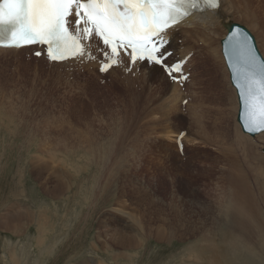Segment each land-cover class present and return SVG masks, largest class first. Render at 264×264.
Here are the masks:
<instances>
[{"label": "rangeland", "instance_id": "374dc122", "mask_svg": "<svg viewBox=\"0 0 264 264\" xmlns=\"http://www.w3.org/2000/svg\"><path fill=\"white\" fill-rule=\"evenodd\" d=\"M232 3L226 5L221 25L213 37L218 57L216 60L210 59L212 55L207 53L205 44V47L201 45L202 39L188 38V42L182 43L183 30L176 31V37L180 40L176 44L177 47L185 46L186 43L194 47L191 54L192 63L183 73L196 79L194 85L191 81L189 86L181 87L183 96L176 103L170 100V85L173 81L159 66L155 72L156 78H152L141 68L101 73L98 70L99 61L88 65L83 60L71 64L69 68H55L47 63L44 54L41 57L34 54L37 49L18 54V57L13 53L0 56V217L12 212L11 210L24 211L20 207L21 210L18 207L12 208L14 203L15 206H41L40 203L44 202L43 204L51 206L47 210L49 212L43 214L46 216L45 223L48 224L46 228L51 233L48 236L51 235L52 239L48 240L49 245L40 249L34 242V238L38 236L36 225L29 226L27 231L18 236L0 228V264H37L39 261L40 264H264V245L261 242L262 238L264 239V141H258L259 137L252 138L255 144L251 145L249 152H246L248 148L238 146L235 141L236 129L239 128L240 132L242 129L235 118L239 111L237 94L231 85L222 54L221 42L228 33L226 24L236 23L246 27L253 35L263 58L264 46L260 31H253L249 27L252 25L250 21L229 11H234ZM195 42L198 44H193ZM172 49L168 48L173 53L170 62H175L179 54H175ZM209 59L212 62L218 61L227 73V78L222 71L216 75L223 90L215 92L213 96L210 89H215L214 79L208 76V73L213 71L214 66ZM220 95L223 96L222 102L215 105V98H220ZM232 97L234 103H229ZM183 99L190 104L194 103L199 111V107H202L201 111L204 113L198 114L199 119L194 116V111L187 110L190 105L182 103ZM234 104L237 111L233 112L231 107ZM220 108L225 115L223 119L217 116ZM234 113H237V116ZM9 115L14 116L16 124L27 123L32 130L39 129L42 136L49 132H57L58 135L60 132H66L70 133L68 136H76L80 140V136L86 137L89 134V137L91 132L95 138H107V146L117 151L120 148L119 159L122 157L120 160L124 162L125 157V164L119 171L116 166L114 172H117L111 181L114 190H119V198L104 208L102 214L92 218L93 226L90 229L85 228V224L83 228L78 226L77 229L75 222H82L77 219L78 208L68 205L64 200L59 199L58 203L46 196L39 187L40 183L33 178L28 179L27 184L29 198L17 192L19 189L16 183L14 185L16 173L19 168H23L28 154L20 152V147H17L10 135L7 118H3ZM172 131L175 136L180 132L185 134L186 143H181L182 135L177 142L175 137L171 138L174 136ZM260 135L264 137V134ZM118 142L120 144L116 147ZM59 144L62 145L61 142ZM120 145L125 146L122 149ZM52 147H47L45 159L57 161L56 167H59L56 170L60 171L62 178L69 176L68 173L71 172V175L75 174L77 166L81 176L92 173L86 158L81 157L84 153L70 161L66 160V155L58 152L60 149ZM84 147L88 149L86 145ZM52 151L55 152L56 159ZM60 154L62 155L59 156ZM61 166H64V169ZM28 177L32 176L28 174ZM237 180L244 186L236 189L233 182ZM87 187L89 186L86 185ZM242 188L245 189V192H241L246 194H243L245 199L242 198L243 195H240V199L237 197L239 189ZM251 196L254 197L253 202L249 201ZM241 199L242 203L239 204L246 207L242 208L247 211V215L244 213L246 216L234 211ZM256 202L259 204H255ZM53 206L60 208L55 209ZM258 207L262 209L261 215L260 210L257 211ZM114 208L123 209L128 215H120L114 221ZM231 211L236 214L230 213ZM105 219H108L106 227L100 228L99 222ZM232 221L235 224L230 226ZM226 225L229 228L233 226L232 229L228 228L229 231H233L240 239L233 236L232 232H229V238L223 239ZM113 227L121 228L123 233H126L123 237L124 247L119 246L120 250H117L125 252L128 256L126 258L114 259L106 252H100L98 244L93 241L97 234L111 231ZM137 227L140 228L139 231ZM84 228L87 229L86 233L82 230ZM159 230H164L162 233L166 235L162 240L156 237ZM141 233L144 235L143 239L139 237ZM234 239L239 240L241 244L234 247V242H231ZM243 239L251 243L254 249L243 243ZM132 241L135 244L130 246ZM63 244L66 245L65 248L68 245L70 255L64 253L60 256ZM248 249L254 254L260 251L262 253L259 256L249 255L246 252ZM193 253H196L197 257ZM14 258L19 259L18 263Z\"/></svg>", "mask_w": 264, "mask_h": 264}, {"label": "bare ground", "instance_id": "6f19581e", "mask_svg": "<svg viewBox=\"0 0 264 264\" xmlns=\"http://www.w3.org/2000/svg\"><path fill=\"white\" fill-rule=\"evenodd\" d=\"M243 2L247 1L251 4L250 5H245L244 3H239V0H221V7H219V9H217L215 11V13H213L212 11L204 13V14H199V15H194L191 18L175 25L174 27L170 28L167 30V36L166 39L168 40V48H173L172 50L175 52V54H179L178 55V60L176 61H185V66L183 71L185 72V69H187L190 64L192 63V53H193V46H188V44L186 43L185 46H176L177 43H179V39L176 37V31L178 30H183V36L184 39H182V43L183 42H188L186 41V39L191 38L195 39V40H199L202 39L201 41V45L205 44L207 46V53H211L212 58L210 59H214L216 60L217 57V50H216V45H215V40H214V36L217 34L216 30L218 29V27L221 25V17L224 15L225 10H226V5L228 3H232V7L234 11L229 10L230 12L236 13L237 16L242 17L245 20H248L252 23V25H249V27L254 31V30H259L260 31V37L262 39L263 42V46H264V9H263V4H264V0H242ZM231 7V6H230ZM227 13V12H226ZM228 16V15H227ZM230 17V16H229ZM263 23H262V22ZM232 22V21H231ZM228 24V23H227ZM226 30V29H225ZM218 31V30H217ZM227 36V35H226ZM225 39V38H224ZM223 39V40H224ZM193 40V41H195ZM222 40V41H223ZM192 41V42H193ZM197 42V41H196ZM193 43V44H198V43ZM256 42V41H255ZM190 44V43H189ZM222 44V42H221ZM200 45V46H201ZM204 46V45H203ZM193 47V48H192ZM205 47V46H204ZM96 45H93V50L95 51ZM31 49H37L35 51H42L43 49L39 46L37 47H30V48H22V49H3L0 48V56L5 55V54H10L13 55L15 54L17 57L19 56L18 54H21L23 52H27ZM180 50V52H179ZM169 51V50H168ZM199 51V50H198ZM195 52V51H194ZM197 53V52H196ZM5 56H3L4 58ZM209 59V60H210ZM0 60H2L0 58ZM86 62V64L91 65V63L97 62L99 60H88L85 59L84 60ZM130 58L129 57H125L123 59V63L120 64L119 66H115L113 67L111 70H109L110 73H114L116 71H124L126 69H138L141 68L145 73L150 74V76L152 78H156L155 72H157L158 70V65L156 64H152V63H146L144 61H137L136 63H134L132 65V63L129 62ZM77 61L75 60H68L66 62H62V63H50L47 60V63L54 66L55 68L57 67H66L68 66V68L71 66V64L76 63ZM195 62V61H194ZM212 65L214 66L213 71H210L208 73V76H210L211 78L214 79V88L215 89H210L212 91V96L213 94H215V92H221L223 89L221 87V84L219 82V79L216 78V75H218L219 71H222L223 75L225 76V78H227V73L226 70L224 68V66L222 67L221 64L218 61H211ZM100 64V62H99ZM196 65V64H195ZM23 68V67H22ZM208 72V71H207ZM20 73V72H19ZM195 73V72H194ZM1 74V73H0ZM92 74V73H91ZM23 76V75H22ZM183 76H186V81L184 83H179L176 84L174 82L171 83V94H170V100L171 102H179V100H181V97L183 96L182 94V90L181 87H185V86H189L190 82L192 81V84L194 85V83L196 82V79H192L191 76L187 77V75L184 73ZM191 77V79H190ZM7 80V79H6ZM199 81V79H198ZM91 82V81H90ZM46 83V82H45ZM2 85V84H1ZM37 86V85H36ZM3 87V86H2ZM45 88V87H44ZM3 90V88H2ZM5 90V89H4ZM3 90V91H4ZM216 90V91H215ZM220 90V91H219ZM1 91V92H3ZM153 91V90H152ZM5 92V91H4ZM224 92V91H223ZM12 93V92H11ZM7 94V93H6ZM5 96V95H4ZM147 96V95H146ZM153 96V95H152ZM195 96V94H194ZM155 97V96H154ZM197 97V96H196ZM222 95H220V98H215V105H219L222 102ZM2 99V98H1ZM211 99V98H209ZM156 100V97H155ZM186 99L182 100V103H185ZM233 97L231 100H229V103H234L233 101ZM166 101V100H165ZM2 102V101H1ZM155 102V101H154ZM161 102V101H160ZM159 102V103H160ZM164 103V102H163ZM174 103V104H175ZM161 104V103H160ZM166 104V103H165ZM186 104H189L190 106L187 108V110L190 111H194V113H196L194 116L196 117V119H199V115L198 114H203L204 111L202 112V107L200 108V111L195 107L194 103H189V101H187ZM200 105V104H199ZM160 107V106H159ZM162 107V106H161ZM167 108V107H166ZM232 108V111H237V106L236 104H234ZM7 109V108H6ZM11 109V108H9ZM161 109V108H160ZM165 109V108H164ZM13 110V109H12ZM6 111V110H5ZM14 111V110H13ZM19 111V110H18ZM162 111V110H161ZM239 112V111H238ZM17 113V112H16ZM232 113V112H231ZM20 114V113H19ZM22 114V113H21ZM235 114V113H234ZM18 115V114H17ZM217 116L220 119H223L225 117L224 113L222 112V109L220 108L217 111ZM235 116H237V113L235 114ZM19 117V116H18ZM3 118H7L8 121V125H9V130H10V135L13 138L14 142H16L17 147H20V152H25L28 154V157L26 158V161H24L23 164V168H19L17 173H16V177L15 178V182L14 185L16 183L17 187H18V193L22 194L21 196H23V194L26 195V198H29L27 196V184H28V179L33 178V180H35L37 183H40L39 187L41 188L42 192L52 198L53 200H64L63 202H68V205H73L76 206L78 209L76 211H78V218L79 220H81L82 222L76 223L75 222V227H77V229L82 226L81 228H83V225L85 224L87 229H90L93 226V217L98 215V214H102V211L104 208L109 207L110 205L113 204V202H115L116 200H118V194H119V190L116 189L114 190V185L111 183L112 181V177L114 176V174L121 170L122 167H124L123 165L125 164V157L123 158L124 162H121L120 159H122V157H120L119 159V149L118 151L115 150L113 147L107 146V142L106 139L103 140L102 137H93L92 135H94V133L90 132V136L89 137H83L80 136V140H78L79 137L76 138V136H68L70 133H64V132H60V134L58 135L57 132H49L48 134H44V136L41 135V131L39 129H34L32 130L30 125L27 123H21V124H16V119H14L13 115H9V116H5ZM2 118V119H3ZM237 118V117H235ZM20 119V118H19ZM195 120V119H194ZM2 122V121H1ZM224 122V121H223ZM238 122V121H237ZM50 123V122H49ZM54 123V122H53ZM116 123V122H115ZM124 123V122H123ZM47 124V123H46ZM58 124V123H57ZM56 124V125H57ZM60 124V123H59ZM58 124V125H59ZM53 125V126H56ZM127 125V123H126ZM50 126V124H49ZM60 126V125H59ZM58 126V127H59ZM62 126V125H61ZM60 126V127H61ZM64 126V125H63ZM3 127V126H2ZM7 127V126H5ZM40 127V126H39ZM48 127V126H47ZM117 127V126H116ZM127 127V126H126ZM30 128V130H29ZM54 128V127H53ZM118 128V127H117ZM42 129V128H41ZM51 129V128H50ZM239 129V128H238ZM238 129H236L235 131V141L236 143L239 145H242L246 148H248V150L246 152H249L251 150V145L255 144L252 138H257L259 137L257 140L261 141L263 139L264 141V137L261 135H257L255 137H252L250 135H246L243 133V131H239ZM29 130V131H28ZM46 130V128H45ZM3 131V130H2ZM6 131V130H5ZM28 131V134L26 133ZM118 131V130H117ZM44 132V131H43ZM48 132V131H47ZM167 131H165L166 133ZM176 132V131H175ZM80 133V132H79ZM126 133V132H125ZM72 134V133H71ZM170 134V132L168 133ZM172 134L174 135L173 131ZM222 134V133H221ZM166 135V134H165ZM182 135L181 138V143L184 144V142L186 143V138L187 136L185 134H183L182 132L178 133L176 136H171V138L175 137V141L177 142V139L179 140V137ZM229 135V134H228ZM263 135V134H262ZM78 136V135H77ZM103 136V135H102ZM261 136V137H260ZM104 137V136H103ZM60 138V139H59ZM118 138V137H117ZM121 138V137H120ZM124 138V137H123ZM167 138V135H166ZM101 139L103 140L102 142H99V140L101 141ZM169 139V138H167ZM11 140V139H10ZM109 140V139H108ZM115 140V139H114ZM120 140V139H119ZM117 140V141H119ZM126 140V139H124ZM110 141V140H109ZM121 141V140H120ZM171 141V140H169ZM63 142L65 145H63L64 147H62L61 144L59 143ZM115 142V141H114ZM113 142V144H114ZM123 142V141H122ZM110 143V142H109ZM124 143V142H123ZM7 144V143H6ZM11 144V143H10ZM112 144V145H113ZM120 144L119 142L117 143L116 147H118ZM197 144V143H196ZM236 144V145H237ZM84 145L87 146V150L85 149ZM111 145V146H112ZM57 147L56 150H58L59 153H63L64 155H66V157L68 159L66 160H70L72 161L73 159L79 158L81 153H84L83 155H81V157H85L86 160L88 161V165L93 169H91L92 173H90L88 176H81L80 174V170L79 167H76V173L72 174L68 173L69 176L67 177H61L58 170H56L58 167H56L57 161L56 160H51L50 161H46V155L45 152L47 149V147ZM121 148L123 149V147L125 145H120ZM241 146V147H242ZM255 146V145H254ZM72 149V151H69V149ZM235 148V147H232ZM53 149V147H52ZM117 149V148H116ZM241 149V148H239ZM244 149V148H243ZM55 150V152H57ZM245 151V150H244ZM49 152V151H48ZM53 152V151H52ZM51 152V154H52ZM55 152H53V156L55 155ZM125 152V151H124ZM48 154V153H47ZM50 154H48L49 156ZM62 154H60L59 156H61ZM22 156V155H21ZM52 156V155H50ZM58 156V154H57ZM20 157V156H19ZM18 157V159H19ZM25 157V156H24ZM53 158V157H52ZM55 158V156H54ZM53 158V159H54ZM56 159V158H55ZM120 160V161H119ZM21 161V159H20ZM79 161V160H76ZM61 162V160H60ZM65 163V162H64ZM68 163V162H67ZM79 163V162H78ZM62 165V164H60ZM64 165V164H63ZM68 165V164H67ZM73 165V164H72ZM76 165V163H75ZM117 166V171L114 172V170L116 169ZM62 168L64 166H61ZM60 167V168H61ZM69 168H71L70 166H68ZM65 167V168H68ZM82 167V166H81ZM138 167V166H137ZM74 168V167H73ZM84 168V167H83ZM89 168V167H88ZM234 168V167H233ZM64 169V168H63ZM72 169V168H71ZM15 170V169H14ZM60 170V169H59ZM75 170V169H74ZM86 170V169H84ZM95 170V171H94ZM66 171V170H64ZM68 171V170H67ZM87 171V170H86ZM231 171V170H230ZM229 171V172H230ZM237 171V170H236ZM79 172V173H78ZM87 173V172H86ZM28 174H30L32 177H28ZM62 174V173H61ZM65 174V172H64ZM63 174V175H64ZM67 174V175H68ZM230 174V173H229ZM260 177H261V173H259ZM232 175V174H231ZM234 175V174H233ZM237 175V174H236ZM106 176V178H105ZM118 176V175H117ZM228 176V175H227ZM232 177V176H231ZM239 177V176H238ZM245 177V176H244ZM246 178V177H245ZM262 178V177H261ZM14 179V178H13ZM12 179V181H13ZM227 179V177H226ZM225 180V179H223ZM9 181V179H8ZM34 181V182H35ZM226 181V180H225ZM228 181V180H227ZM35 182V183H36ZM235 184V188L237 189V187L241 186L243 187L244 184L241 185V182L239 184V181H234L233 182ZM246 183V181H245ZM233 184V185H234ZM264 184V183H263ZM86 185H88L89 187L86 188ZM224 187V186H223ZM228 187V186H227ZM239 187V188H241ZM231 188V187H230ZM232 189V188H231ZM230 189V190H231ZM245 189H247L245 187ZM242 188L239 189L238 191V198L240 199V195L244 194V190ZM187 190V189H186ZM222 190V189H221ZM235 190V189H234ZM223 191V190H222ZM243 192V194H241V192ZM15 192V191H14ZM147 192V191H146ZM232 193L235 191H231ZM237 192V190H236ZM148 193V192H147ZM255 193V192H254ZM262 193V191H261ZM42 194V193H41ZM229 194V193H228ZM249 194V192H248ZM247 194V195H248ZM264 194V193H262ZM123 195V194H122ZM149 195V193H148ZM146 195V196H148ZM246 195V194H244ZM243 195V199H245V196ZM120 196V195H119ZM250 196V195H248ZM264 196V195H262ZM180 197V196H177ZM176 197V198H177ZM232 197V196H231ZM260 197V196H258ZM45 198V197H44ZM63 198V199H62ZM175 198V197H174ZM234 198V195L233 197ZM230 198V199H232ZM247 198V197H246ZM254 198V197H253ZM253 198L251 196V199H249V201L253 202ZM256 198V196H255ZM48 199V198H47ZM136 199V198H135ZM147 199V197H146ZM181 199V197H180ZM239 199H237V201H239ZM257 199V198H256ZM182 200V199H181ZM247 200V199H246ZM9 201V199H8ZM28 202H30V199L27 200ZM55 201V202H56ZM235 201V199H234ZM248 201V200H247ZM255 201V200H254ZM257 201V200H256ZM42 202V201H41ZM58 202V201H57ZM218 202V201H217ZM232 202V200H231ZM230 202V203H231ZM250 202H247L248 204H250ZM44 202L40 203L41 206H34L33 204H29L27 205H23V204H16L14 203V207L12 206V208H22L24 211H17V209H15L14 211L11 210L12 212H7L3 217H0V228L3 229L6 232L12 233L13 235L18 236L19 234L21 235L23 232L27 231V229H29V226H33L36 225L38 228V236L36 238H34V242L35 245H37V247H39L40 249L46 247L47 245H49V241L51 240V235L48 236L49 234H51L50 232H48L49 229L46 228V226L48 225L46 222V216L43 214V212L46 214V212L48 213L49 211V206L48 204H43ZM51 203V202H50ZM59 203V202H58ZM62 203V202H60ZM139 203V202H138ZM191 203V202H190ZM234 203V202H233ZM232 203V204H233ZM239 203H242V199L240 200ZM55 204V203H54ZM186 204V203H185ZM235 204V203H234ZM237 204V202H236ZM246 204V201L245 203ZM255 204H259L258 202H256ZM254 204V205H255ZM52 205V204H51ZM171 206V203L169 204ZM190 205V204H189ZM209 205V204H208ZM240 205V204H239ZM239 205H236L235 208V212L236 213H241L244 215V213L247 215V211L245 209H242L243 204H241L239 207ZM187 206V205H186ZM202 206V205H201ZM238 206V207H237ZM251 206V205H250ZM259 206V205H256ZM55 207V209H59L60 207L58 206H53ZM52 207V208H53ZM182 207V206H181ZM205 207V206H204ZM232 207V206H231ZM249 207V206H248ZM19 208V209H20ZM70 208V206H69ZM239 208V209H238ZM246 208V207H245ZM257 208V207H256ZM137 209V208H136ZM202 209V208H201ZM254 209V208H253ZM21 210V209H20ZM183 210V209H182ZM230 210V209H229ZM252 210V209H251ZM255 210V209H254ZM259 207L257 209V211H259ZM262 210V209H261ZM261 210H260V214L261 215ZM9 211V210H7ZM52 211V210H51ZM231 211L230 213L234 212ZM113 212L115 216V220L118 219V216L120 215H128V213L124 212L123 209H117L114 208ZM234 212V213H235ZM253 212V211H252ZM41 213V214H40ZM51 213V212H50ZM235 213V214H236ZM254 213V212H253ZM263 213V212H262ZM43 214V215H42ZM38 215V217H37ZM41 215V216H39ZM52 215V213H51ZM244 215V216H246ZM252 215V214H251ZM256 215V213H255ZM67 216V215H66ZM77 216V214H76ZM75 216V217H76ZM233 216V214H232ZM231 216V218H232ZM49 217V216H48ZM164 217V216H163ZM235 217V216H234ZM257 217V216H256ZM261 216H259L258 218H260ZM132 218V217H131ZM214 218V217H213ZM76 219V220H77ZM134 219V218H132ZM246 219H248L246 217ZM261 219V218H260ZM54 220V219H53ZM107 220H101L99 222V227L100 228H104L107 225ZM111 220V219H110ZM252 220V219H251ZM264 220V219H263ZM123 222V221H122ZM119 223V222H118ZM138 223V222H136ZM229 223V222H228ZM52 224V223H51ZM54 224V223H53ZM62 224V223H61ZM235 223L232 221L231 225H234ZM50 225V224H49ZM55 225V224H54ZM77 225V226H76ZM137 225V224H136ZM228 225V224H227ZM223 232V239H227L229 238L228 235L231 233L233 236L237 237V239H240V237L236 236L233 231H229V226L227 227ZM79 226V227H78ZM141 226V225H140ZM51 227V226H49ZM48 227V228H49ZM54 227V226H53ZM67 227V226H66ZM82 229L85 231L87 229ZM114 229H112L111 231H106L105 233H101V234H97L96 238L93 239L94 243L98 244L99 246V250L100 252H106L107 254H110L114 259L116 258H126L128 257L126 254H124L122 251L119 252L117 250H120V247H124V240L123 237L124 234L120 229L113 227ZM138 228V227H137ZM142 228V227H141ZM158 228V227H157ZM161 228V227H160ZM229 228V229H228ZM234 228V227H233ZM22 229L24 231H22ZM52 229V227L50 228ZM140 228H138L139 231ZM31 230V229H30ZM54 230V229H53ZM22 231V232H21ZM51 231V230H50ZM134 231V230H133ZM143 231V230H142ZM164 231V230H163ZM162 231V232H163ZM20 232V233H19ZM53 232V231H52ZM160 230L156 233V237L159 240L164 239V235ZM230 232V233H229ZM82 233V232H81ZM91 233V232H90ZM206 233V231L204 232ZM54 234V233H53ZM52 234V235H53ZM92 234V233H91ZM55 235V234H54ZM15 236V237H16ZM108 236H110V238H108ZM166 236V235H165ZM139 237L141 239L144 238L143 233H141L139 235ZM218 237V236H217ZM53 238V237H52ZM81 238V236H80ZM208 238V237H207ZM57 239V238H56ZM206 239V238H204ZM234 239L231 240V242H234V247H236L238 244H241L239 240ZM143 241V240H142ZM33 242V243H34ZM243 243L245 242L246 245L252 249H254L253 245L251 243H248L245 239H243L242 241ZM261 242H263L264 245V239L262 238ZM53 244V242L51 243ZM133 244H135L134 241L131 242L130 246H132ZM211 244V243H210ZM64 245V244H63ZM66 245H64L61 248V255L66 253V255H70L69 253L71 252L69 250V247L67 245V247L65 248ZM53 247V246H52ZM93 247L96 248V246L94 245ZM260 247V246H259ZM258 247V248H259ZM46 249V248H45ZM59 249V248H57ZM48 250V249H47ZM115 250V252L113 251ZM70 251V252H69ZM45 252V251H44ZM54 252V251H53ZM239 252V251H238ZM249 255H255V256H259L262 252H258L257 254H254L253 251H251L250 249H248L246 251ZM44 254V253H43ZM194 254V253H193ZM196 254V253H195ZM194 254V255H195ZM49 256V254H48ZM66 256V257H67ZM193 256V255H192ZM196 256V255H195ZM247 256V255H246ZM197 257V256H196ZM68 258V257H67ZM132 259V258H131ZM197 259V258H196ZM199 259V258H198ZM201 259V258H200ZM19 260V259H18ZM17 258H14V261L16 263H18ZM130 260V259H129ZM194 260V259H193ZM185 260H183L184 262ZM189 262V261H188ZM193 262V261H191ZM202 262V261H201ZM179 263V262H178ZM185 263V262H184Z\"/></svg>", "mask_w": 264, "mask_h": 264}, {"label": "snow or ice", "instance_id": "6c2138e0", "mask_svg": "<svg viewBox=\"0 0 264 264\" xmlns=\"http://www.w3.org/2000/svg\"><path fill=\"white\" fill-rule=\"evenodd\" d=\"M219 7L221 0H0V46L42 45L53 62L99 60L101 73L129 57L130 63L159 65L174 80L186 79L180 62H170L167 30L194 12L215 13ZM249 39L240 29L231 32L223 54L244 129L264 134V58Z\"/></svg>", "mask_w": 264, "mask_h": 264}, {"label": "water", "instance_id": "95a60500", "mask_svg": "<svg viewBox=\"0 0 264 264\" xmlns=\"http://www.w3.org/2000/svg\"><path fill=\"white\" fill-rule=\"evenodd\" d=\"M226 27H227V31H228L227 35H229L231 32L236 31L237 29H240L241 31L246 32L248 34L249 38H250L249 39V43L254 46V48L256 49L257 55L260 56L261 58H263L261 56L258 48H257V45H256V42H255V39H254L253 35L250 33V31L246 27H244V26H242L240 24H236V23H228V24H226ZM223 41H222V54H223V51H224ZM223 57H224V60H225V63H226V66H227V69H228V72H229V75H230L231 85L235 89L236 94H237V98H238L239 112H238V116H237V121H238L239 125L241 126V129H242L244 134H248V135H250L252 137L260 135L261 133H259V132H248L243 127V124H244V121L242 120L243 108H242V105H241L240 97H239L238 91H237V89H236V87H235V85H234V83L232 81V73H231V69L229 68L228 63H227V57L224 54H223Z\"/></svg>", "mask_w": 264, "mask_h": 264}, {"label": "crops", "instance_id": "0c3cea01", "mask_svg": "<svg viewBox=\"0 0 264 264\" xmlns=\"http://www.w3.org/2000/svg\"><path fill=\"white\" fill-rule=\"evenodd\" d=\"M237 1H238V0H237ZM239 3H242V4L244 3L245 5H247V4H248V5H250V6H251V4H250L248 1H247V3H246V2H243L242 0H239ZM262 7H263V9H264V4H263V6H262ZM37 264H40V261H39V263H37Z\"/></svg>", "mask_w": 264, "mask_h": 264}]
</instances>
